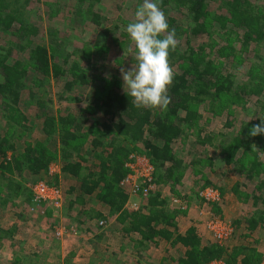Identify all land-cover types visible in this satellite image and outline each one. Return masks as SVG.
I'll use <instances>...</instances> for the list:
<instances>
[{
    "label": "trees",
    "instance_id": "trees-1",
    "mask_svg": "<svg viewBox=\"0 0 264 264\" xmlns=\"http://www.w3.org/2000/svg\"><path fill=\"white\" fill-rule=\"evenodd\" d=\"M20 1L0 0V29L14 39L0 52V115L5 122L0 125V209L19 198L30 203L29 184L68 182L70 208L80 205L91 221L116 216L114 228L124 239L163 254L152 256L154 264H209L217 259L256 264L257 241L264 238V135L252 137L249 130L264 119V67L256 57L243 81L218 64L214 54L236 60L251 45L256 46L254 52L260 48L264 53V14L259 6L252 0H161L165 12L184 10L190 21L184 26L174 17L168 20L179 41L169 52L170 66L179 71L168 88L172 102L167 110L137 107L126 90L105 86L87 96L88 111L102 116L95 121L83 111L75 114L67 108L57 116L51 111V91L46 90L51 80L61 84L56 94L60 102L77 104L91 86L90 76L78 62H71L80 50L68 39L60 41L58 32L50 30L49 44L40 43L41 29L26 12L29 2ZM102 1L79 0L74 23L86 14L102 27V9L97 6ZM214 3H220L226 14L212 12ZM107 33L104 30L100 38ZM204 37L205 42L198 44ZM15 54L21 58L15 59ZM232 68L238 66L233 63ZM24 103L34 107L24 109ZM237 110L263 118L241 121ZM37 127L40 139L22 144L21 135ZM208 147L214 150L213 157L200 153ZM133 152L149 156L158 186L146 209L137 213L125 209L129 194L120 186ZM52 165L60 171L51 173ZM187 175L195 178L198 197L206 189L219 192L221 201L213 207L222 219L232 197L240 200L243 194L246 212L241 215L236 209L230 215L234 234L223 245L201 238L195 227L180 232L182 213L170 208L171 197H164L163 189L176 193ZM5 233L13 235L0 230V240Z\"/></svg>",
    "mask_w": 264,
    "mask_h": 264
},
{
    "label": "rangeland",
    "instance_id": "rangeland-1",
    "mask_svg": "<svg viewBox=\"0 0 264 264\" xmlns=\"http://www.w3.org/2000/svg\"><path fill=\"white\" fill-rule=\"evenodd\" d=\"M26 1L29 2L26 7V12L29 19L36 23L41 29L43 38L41 39L40 43L43 42L45 45L49 44L48 34L50 30L58 32V38L60 41L68 39V42H71V46L74 45L80 50V52H78V56L73 57L71 62H78L84 70L88 71L91 80V91L89 88L86 95L83 96L82 102L77 104L70 102H60L56 94L61 84H57L56 81L51 80L49 86L46 88L47 91H51V111L57 116L69 108L72 113L78 114L79 112L83 111L90 119L95 121H98L99 119L101 120L102 116L99 113L95 114L88 111L87 108H89V100L87 96L91 95L93 97L95 93H97L98 89L101 91V89H103L105 86L115 85L122 90L127 91V89L123 86L124 82L122 79L121 70L130 69L136 63V61L135 45L130 40L128 33L125 31V27L129 22L134 20L135 10L138 4L142 3L143 0H103L97 5L98 8L102 9L101 15L104 19L102 20L103 28L97 27L95 24H93L91 19L86 17V14L83 16V18L85 17L86 20L81 22V19L83 18L79 17L77 18L79 23H74L73 13L74 9L80 6L79 4H81L79 0H21L20 4L23 5ZM252 1L259 6V9L264 14V0ZM83 9L86 11L87 6L85 5ZM162 10L164 11V9ZM170 11L171 12L164 11L167 21L171 17H174L177 19L179 24L189 26L188 24L190 21L185 16L186 11ZM211 11L217 14H226V9L222 8L220 3L212 4ZM106 29L108 30V33L100 38V34H103L104 30ZM203 40H206V37L201 40L198 39V44L201 45L202 42H205ZM13 41V37H11L8 32H4L2 29H0V52H2L3 48L7 49L8 46L12 45ZM100 42L104 44V46H102L106 51L102 50ZM97 43L99 46L96 45ZM255 47V45H251L247 53H244V55L238 54V59L236 60H234L233 57L228 60L219 54H214V58L218 59H216L218 64L222 63L224 66H226L225 68L227 71L233 73L238 78H240V80L242 79L244 81L248 79L246 74L250 70V64L253 61H256V57L258 65L261 68L264 67V64H262V61H264V53H262L260 48L254 52ZM129 48L132 49L131 52L129 51ZM238 48L241 49L240 47ZM97 49L103 52L101 53L102 55H99L100 52ZM14 56L15 59L21 58L18 54H15ZM22 58L24 60L28 59L26 55H22ZM233 63L238 66V69L232 68ZM173 72H179L176 66L173 68ZM253 72L256 74V71ZM22 107L24 109H31L34 106L32 107V105L24 103ZM202 110V113H204V111L206 112V106ZM236 117L238 120H248L252 123L256 122L261 117L263 118V116L260 115H247L241 110L236 111ZM206 121L207 119L204 118L202 123H205ZM4 124L5 122L0 115V125ZM39 130V127H37L32 132L22 134L20 137V142L22 144H28L30 142H34L36 139H40ZM188 146L189 143L186 148L184 147L183 155H186ZM200 153H203L208 157L214 156V150L212 147L200 150ZM59 171V167L55 165L51 166L50 172L58 173ZM192 178L191 176L189 177V175L183 178L181 181L182 185L178 187L176 193H172L169 187L164 188L163 195L164 197H182L188 202L189 205H192L191 208L195 209V211H204L206 215L203 216L202 214L201 216L200 212V218L198 220V222H203L204 225V221L208 218V216L213 215L215 217H219L214 212L213 206L216 205V203L203 205V201L195 193L198 191V188L195 184V178ZM69 186L70 185L68 182H62L60 187L63 189L64 193H66L67 190H69ZM213 190L216 189L213 188ZM246 190L250 192V189H242L243 192H247ZM194 194L197 196H194ZM232 198L233 202L231 205L229 204L231 208H224V215H222V217H224L223 219L221 218L222 220L228 222L230 215L235 212L236 209H241V215L246 212V210H244L246 204L242 201L243 194L242 199L240 200H238L235 196ZM72 200V196L66 195L65 203L62 209L54 211L51 210V212L48 210L44 215H40L38 213L34 215V213L30 212L32 198L30 203L27 202V200L19 198L9 204L7 208L0 209V230H4L5 232H13L12 236L5 233L3 235L4 238L0 240V264H82V262H84L83 256H72L73 253H66L65 256H58L55 253L56 251L60 252L58 247L60 246L61 242L64 241L66 244L69 239L72 238H74L75 241L77 240V245L79 248L80 242L82 241L80 238L84 237L89 238L88 241H85L88 242V244H85L88 252L92 251L94 254L92 258L91 256H84L86 264H116L117 262H120V256H118L120 254H124V257H129L128 260L123 261V264H144V258H141L140 256H143L145 248H137L132 242L130 245L129 241L123 238V234L120 229H112L114 224H116V216H111L109 214V225L105 229H100L97 225V221L99 219H95L93 221L89 220V217L84 215V210H82L80 205L74 206L73 208L69 207V204ZM88 207V211L93 210L91 206ZM170 208L180 210L181 212L183 211L181 207L173 205L172 202H170ZM183 217V220L186 222L188 217L185 215ZM87 220L90 222L88 223ZM59 225L75 227L77 228L78 234L76 236L61 240L55 239L54 227ZM85 228L90 230V235H86ZM41 234L45 236L44 238L50 242H47L45 239H43L44 242L46 241V244H38ZM105 234L106 237L104 239L101 238L95 239L93 242L90 241L92 240L90 238L102 235L105 236ZM134 236L136 237V235ZM247 241L249 242L247 246H251L252 241ZM258 242L260 246H258L256 249L257 256L254 257V262L256 264H260L264 261V238L261 240L258 239ZM259 250H261V252ZM132 251L137 254L136 261L131 257ZM47 253L49 254L48 256L46 255ZM126 254H129V256H126Z\"/></svg>",
    "mask_w": 264,
    "mask_h": 264
},
{
    "label": "clouds",
    "instance_id": "clouds-1",
    "mask_svg": "<svg viewBox=\"0 0 264 264\" xmlns=\"http://www.w3.org/2000/svg\"><path fill=\"white\" fill-rule=\"evenodd\" d=\"M160 2L143 0L135 10L134 20L126 25L125 31L135 45L136 63L121 71L123 86L133 98L132 103L167 110L172 102L168 88L174 78L169 52L177 48L179 41L175 29L169 28ZM249 135H264V119L249 130Z\"/></svg>",
    "mask_w": 264,
    "mask_h": 264
},
{
    "label": "built area",
    "instance_id": "built-area-1",
    "mask_svg": "<svg viewBox=\"0 0 264 264\" xmlns=\"http://www.w3.org/2000/svg\"><path fill=\"white\" fill-rule=\"evenodd\" d=\"M126 176L121 181L120 186L129 194V200L125 205V209L130 213L140 212L148 206L147 200L151 194L158 190L155 183L156 167L146 154L133 152L125 162ZM52 173V172H51ZM28 189L32 195V205L30 212L44 215L48 210L62 209L65 203L66 193L60 186H50L45 182H37L29 184ZM203 205L216 203L221 201L219 192L213 189H206L200 193ZM173 205H177L185 210L188 206L180 197H171ZM203 208L202 206H200ZM201 216H205L204 211L200 210ZM100 229H105L109 222L106 219L97 221ZM203 223V222H202ZM206 231L211 238L220 245L227 242L234 234V227L227 221L213 215L208 216L204 221ZM78 234L77 228L67 225H59L54 227V237L58 240L70 238ZM209 264H226L222 260H214Z\"/></svg>",
    "mask_w": 264,
    "mask_h": 264
},
{
    "label": "crops",
    "instance_id": "crops-1",
    "mask_svg": "<svg viewBox=\"0 0 264 264\" xmlns=\"http://www.w3.org/2000/svg\"><path fill=\"white\" fill-rule=\"evenodd\" d=\"M182 199L184 200V202H187L184 198H182ZM187 204H188V202H187ZM191 206L192 205H189V204H188V206H185L186 209L183 210L181 212L182 215H179V217H178V223H179V226H180L179 227L180 228V232L181 233H185L186 230H188L190 227H195L196 230H198V233L200 234L201 238L212 240L211 235L205 230L203 223L202 222H198V220L200 218V210L199 211H195V209H192ZM184 215L186 217H188L186 222L183 220L184 219V217H183ZM87 222L89 223L90 221L87 220ZM82 226L85 227L84 225H82ZM114 227H115V225L112 227V229H115ZM85 232H86V235H90L91 234L90 230L86 229V228H85ZM44 237L45 236H43L41 234V238H40V240H38V244L44 245V244H46V241L50 242L49 240H47ZM96 237H99V236H95L93 238H90V239H92L90 241L93 242L95 239H98ZM105 237H106V234H105V236L102 235L100 238L104 239ZM43 239H45L46 241L44 242ZM80 239H82V241L81 242L79 241L80 242V247L79 248H78V245H77V240L75 241L74 238H72V239H69V241L67 240L68 242L66 244H65L64 241L61 242L60 246L58 247L60 249V252L56 251L55 254H57L58 256L59 255L65 256L66 253H68V254L69 253H73L72 256H83V261L84 262H82V264H86L84 256H91V258H92L94 256V254H93L92 251L88 252V249L85 246V244H88V242H85V241H88L89 238L84 237V238H80ZM129 244H130V242H129ZM258 246H260L259 242H258ZM259 251L261 252V250H259ZM36 253H38V252H36ZM155 253H157L160 256H163V254H159L158 251H156L153 247H149V249H144V254H143V256H144V264H154L155 262H153L152 256L154 257ZM46 255L48 256L49 254L47 253ZM118 256H120V259H119L120 262H118V264H123V261L129 259V257H124V254H120ZM126 256H129V254H126ZM136 256H137V254H135L132 251V256L131 257L134 258L135 261H136ZM74 263H76V262H74ZM260 264H264V261L261 262Z\"/></svg>",
    "mask_w": 264,
    "mask_h": 264
}]
</instances>
